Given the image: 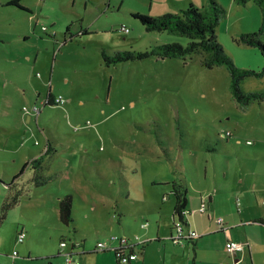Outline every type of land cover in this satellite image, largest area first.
<instances>
[{
    "label": "rangeland",
    "instance_id": "1",
    "mask_svg": "<svg viewBox=\"0 0 264 264\" xmlns=\"http://www.w3.org/2000/svg\"><path fill=\"white\" fill-rule=\"evenodd\" d=\"M12 1L0 0V216L13 197L17 202L0 241L5 252H19L15 264H63L51 254L57 255L65 234L89 248L114 234L151 236L147 249L157 255V234L160 247H174L172 183L189 190L187 212L199 209L200 193L206 203L207 193L213 195L211 220L187 214L199 237L202 226L220 230L222 213L238 215L236 198L243 204V197L234 189L264 185V101L240 106L226 67L205 68L200 55L104 61L102 51L113 57L188 44L183 36L147 31L135 18L178 13L191 4L187 0ZM217 1L227 11L217 27L224 51L237 68L261 72L262 54L240 39L241 30H260L259 6ZM242 91H264V75L247 77ZM49 92L62 95L65 105L44 106ZM34 104L41 107L38 115L25 110ZM49 140L56 155L44 154ZM43 154L40 169L29 167L13 182L26 162ZM72 195L73 222L66 226L58 204ZM22 228L20 244L15 238ZM220 235L205 237L204 245L220 248ZM175 259L183 264L187 255L178 249Z\"/></svg>",
    "mask_w": 264,
    "mask_h": 264
},
{
    "label": "trees",
    "instance_id": "2",
    "mask_svg": "<svg viewBox=\"0 0 264 264\" xmlns=\"http://www.w3.org/2000/svg\"><path fill=\"white\" fill-rule=\"evenodd\" d=\"M19 1L20 0H13L10 2V5H19ZM235 1L242 5L254 2L259 6L263 15L260 30L250 34H242L240 39L245 44L257 48L264 58V42L262 41V35L264 34V0ZM226 15V9L220 5L217 0H208L207 6L203 8H197L195 5L190 4L186 9H181L178 13H167L158 17H153L147 14H136L135 18L141 21L147 31L169 32L188 38L190 40L189 43L186 45L179 42L166 43L154 46L151 50L144 52L122 51L116 53L113 57H110L106 51H102L104 61L107 66H111L127 61L143 60L148 57H157L158 59L165 60L171 58L186 59L193 55H200L202 57V65L205 68L214 69L216 67H226L228 69L232 81L233 94L240 106L247 107L253 102H263L264 91L245 93L242 91V82L250 75L263 76L264 68L258 73L254 70L237 68L232 59L224 51V48L218 39L217 27L219 26L221 19L226 17ZM53 98L54 93L49 92L46 96L44 106L57 105ZM46 146L47 148L44 154H51L52 150L49 141ZM44 154L38 159L27 162L22 167L20 173L15 175L13 182L15 179L19 178L28 166L37 170L40 169L45 162ZM34 182L36 185H41L38 181V176L34 178ZM172 184V192L176 198L174 216L179 217L180 221L183 222L184 216L182 213L188 206L187 189H185L182 184ZM209 199H211L210 195ZM16 202L17 200L15 196L10 203H7V207L4 208L3 213L0 216V225L6 219L7 213ZM58 207L60 221L65 225H70V223L73 222V197L66 196L60 199Z\"/></svg>",
    "mask_w": 264,
    "mask_h": 264
},
{
    "label": "crops",
    "instance_id": "3",
    "mask_svg": "<svg viewBox=\"0 0 264 264\" xmlns=\"http://www.w3.org/2000/svg\"><path fill=\"white\" fill-rule=\"evenodd\" d=\"M187 1L191 4L201 6V7H206L208 4V0H187ZM173 5H180V4L173 1ZM44 32L49 33L51 36L53 35L49 31V29L47 31H44ZM254 32H256V31L255 30H241L240 33L241 34H250V33H254ZM88 33L89 32L86 31V32H84L83 35L88 34ZM54 36H55V33H54ZM54 96H56V95L54 94ZM248 141H250V140H248ZM238 142H240V141H238ZM49 143L51 146L52 154L56 155L57 150L55 149L54 145L52 144V141L49 140ZM252 144H253V142H252ZM38 158H40V157H36V156L34 157V159H38ZM29 167H31V166H28L26 169H28ZM26 169L24 170V172L26 171ZM172 191H173V184H171V190H170V192L173 194ZM233 191H235L237 195H242V197H243V204L241 203L240 198H238V197L236 198V207H237L238 215L234 212L233 213H230V212L222 213V216H223L224 221H225V223H224L225 225H224L223 229H221V227H220V230L217 232H211L210 228L207 229V228H205V226H202L201 227V230H202L201 235L202 236H200L198 238L199 242H196L195 239H187L186 238V239H183L179 243H175L172 239H170L172 241L174 247L171 248L168 243H164L165 246L162 248V247H160L159 244H161L163 242H161V239L159 238L160 236L157 234V240H156L157 243H156V246H154V247L158 248L159 253L157 255H153V253L151 251L152 247H148V249H147V244H146V242L148 241L147 239H150V243H152L151 236L145 235V237H146V239H145L144 237L139 236V235L132 236L129 234H124V235L114 234L117 236H127L131 239H134V240L136 239V237L139 238V240H137L136 242L140 241V243H138V246L135 249V252L138 254V257L135 260L130 261L128 263H122L117 259L114 252H112V251L95 252V245L93 248H89V247H86L87 243H85V242H84V245L82 247V250L78 251L79 254L77 255V258L81 264H113L112 261L115 262L114 264H180L178 261H175L176 260L175 254H177L178 249H181L187 255V260L183 264H264V223H262V222H264V201L260 202V200H259L262 197H264V185H248V187L245 189H243V186H241L238 190L234 189ZM252 191L255 195V200H254V197L251 195ZM188 193H189V190H187V196H188ZM207 195H210L211 199H209V196H208V201H209L208 202V210L202 214H207L209 220H211L212 219L211 218V205L213 203L214 198H213V195L211 193H207ZM250 196H251V198H250ZM72 197L74 199L73 195H72ZM200 198H201V203H202L203 196L201 193H200ZM60 199H62V198H60ZM175 203H176V198H175ZM175 203H174L173 210L171 213L172 223H173L172 229H171V234H170L171 238L176 233L175 222H177V220H180L179 217L174 216ZM188 203H189V201H188ZM58 206H59V204H58ZM199 207H200V205L198 206V208ZM198 208H196V209H198ZM186 209H187V207H186ZM58 212H59V207H58ZM198 212H200V211L199 210L190 211V215L194 214V213L198 214ZM186 217H187L186 215L183 217V221H184L183 231H184L185 235L189 234V231L191 230V227L188 224L189 221L187 220ZM59 219H60V216H59ZM120 220H121V215H120ZM146 223H148V222H146ZM229 223H231L233 227L229 226L228 225ZM144 224L145 223H143L141 225V229L145 230L147 228L143 227ZM1 225H3V223ZM1 225H0V233H1ZM66 226H68V225H66ZM22 231H24L23 228L19 231V233ZM47 231L49 232L50 229H48ZM75 233H76V231H75ZM18 234H17V237L15 238V240L17 243H20L17 240ZM217 234H221L222 236L221 235L220 236L223 238V240H225L222 243L223 245H221V247L218 249H216L214 247H206L203 243V241L205 240V237H210V236L217 235ZM74 236H75V234H74ZM0 237H1V235H0ZM110 237L111 236L107 237L105 240L109 239ZM63 239L81 240L82 238L79 239L76 236L73 238L72 236H70V234L69 235L65 234V235L61 236L60 241ZM230 240L235 241V242L248 243L249 246L244 251L238 252L235 256H232L230 253H228V251L226 249V243ZM60 241H59V251H58L57 255L51 254L53 259H57L60 256L59 255ZM100 241H104V240H100ZM100 241H98V242H100ZM22 243H20V244H22ZM161 250L163 251V255L160 254ZM14 252H12V253H8L7 251L5 252V250L1 247V241H0V254H1L0 264H5L7 259H11L12 264H15L17 258L19 257V252L17 251L18 256L13 257ZM28 255L31 257L32 256L31 252H28ZM101 257L108 258V261L103 262L102 261L103 259ZM61 258H62V262L64 264V258L62 256H61ZM82 258H84V259H82ZM112 258H113V260H112Z\"/></svg>",
    "mask_w": 264,
    "mask_h": 264
},
{
    "label": "built area",
    "instance_id": "4",
    "mask_svg": "<svg viewBox=\"0 0 264 264\" xmlns=\"http://www.w3.org/2000/svg\"><path fill=\"white\" fill-rule=\"evenodd\" d=\"M44 31H47V27L42 28ZM122 32L128 33L129 29L125 26L122 27ZM55 104L57 105H65L66 99L62 95L54 96L53 98ZM46 101V99H45ZM45 103V102H44ZM25 110L32 114L38 115L41 112V107L38 104H34L31 111H29L27 108ZM228 136L232 135L229 132H227ZM248 144H252V141H248ZM201 213H205L208 210V203L206 201L202 200V203L198 209ZM183 216H187V214H190V212H187V209L183 211ZM221 225V229L224 228V224L219 221ZM183 224L184 221L181 222L180 220H177L175 222V230L176 233L172 236V240L175 243L181 242L183 239H194L196 236L199 237V235L196 234V232L190 230L189 234L185 235L183 231ZM144 228L148 227V223H145L143 225ZM26 237V234L24 231L20 232L18 234V242L22 243ZM138 237L136 239H131L127 236H117L113 235L109 239L100 241L95 245V252H105V251H112L115 253L117 259L122 263H128L130 261L135 260L138 257V254L135 252L136 247L138 246V243L140 241ZM84 245V242L81 240H67L63 239L60 241V252L59 255L64 258V264H81L80 261L77 258V255L79 254L78 251L82 250V247ZM249 246L248 243H242V242H235V241H228L226 243V249L228 253H230L232 256H235L238 252L244 251ZM18 256V252L15 251L13 254V257ZM1 258V254H0Z\"/></svg>",
    "mask_w": 264,
    "mask_h": 264
},
{
    "label": "clouds",
    "instance_id": "5",
    "mask_svg": "<svg viewBox=\"0 0 264 264\" xmlns=\"http://www.w3.org/2000/svg\"><path fill=\"white\" fill-rule=\"evenodd\" d=\"M65 43V42H64ZM46 148H47V146H46Z\"/></svg>",
    "mask_w": 264,
    "mask_h": 264
}]
</instances>
